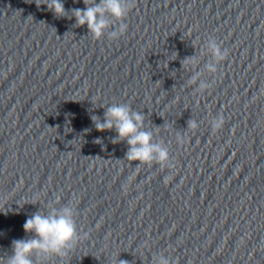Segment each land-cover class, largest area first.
I'll return each instance as SVG.
<instances>
[{
    "label": "water",
    "instance_id": "water-1",
    "mask_svg": "<svg viewBox=\"0 0 264 264\" xmlns=\"http://www.w3.org/2000/svg\"><path fill=\"white\" fill-rule=\"evenodd\" d=\"M43 2L0 0V264L29 217L67 204L78 242L35 264H264V0H132L100 40ZM209 38L228 52L215 74ZM113 104L144 115L171 168L96 130Z\"/></svg>",
    "mask_w": 264,
    "mask_h": 264
},
{
    "label": "clouds",
    "instance_id": "clouds-1",
    "mask_svg": "<svg viewBox=\"0 0 264 264\" xmlns=\"http://www.w3.org/2000/svg\"><path fill=\"white\" fill-rule=\"evenodd\" d=\"M83 2L85 9H73L70 17L61 0H44L43 5H46L56 18H74L75 26H86L89 35L96 40L102 39L106 34L111 39H118L126 32L127 24L124 20L129 15L132 0H100L99 3L97 0H83ZM114 27L116 31H112ZM206 51L212 58L206 66L207 71L215 74L221 62L226 60L228 52L215 38L207 40ZM185 61L191 64L197 63L195 57ZM190 83L197 84L199 92L211 86L208 82L199 81L198 77H193ZM91 119L99 132L115 130L117 136L113 138V143L127 142L128 161L146 166L156 164L162 169L172 167L168 148L162 143L155 142L153 133L145 130L142 113L132 110L126 104H113L106 108L103 119L95 115ZM224 123L223 116L211 120L213 130L222 129ZM188 126L194 130L198 124L195 120H190ZM98 142L101 143L99 139L96 143ZM168 179L166 178L165 181L167 182ZM23 227L29 238L12 242V254L7 257L6 264H35L34 257L36 261L53 256L64 257L79 240L71 204L60 208L52 207L46 213L38 211L26 220ZM121 264L128 262L121 260ZM157 264H171V261L163 254L158 258Z\"/></svg>",
    "mask_w": 264,
    "mask_h": 264
}]
</instances>
